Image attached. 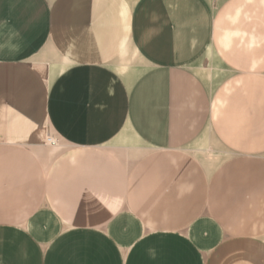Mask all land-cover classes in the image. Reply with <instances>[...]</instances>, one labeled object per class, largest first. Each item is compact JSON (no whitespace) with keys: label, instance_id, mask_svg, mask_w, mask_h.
Listing matches in <instances>:
<instances>
[{"label":"crops","instance_id":"crops-1","mask_svg":"<svg viewBox=\"0 0 264 264\" xmlns=\"http://www.w3.org/2000/svg\"><path fill=\"white\" fill-rule=\"evenodd\" d=\"M0 264H264V0H0Z\"/></svg>","mask_w":264,"mask_h":264},{"label":"built area","instance_id":"built-area-1","mask_svg":"<svg viewBox=\"0 0 264 264\" xmlns=\"http://www.w3.org/2000/svg\"><path fill=\"white\" fill-rule=\"evenodd\" d=\"M47 142H48L49 145H54V141L51 138H48Z\"/></svg>","mask_w":264,"mask_h":264},{"label":"rangeland","instance_id":"rangeland-1","mask_svg":"<svg viewBox=\"0 0 264 264\" xmlns=\"http://www.w3.org/2000/svg\"><path fill=\"white\" fill-rule=\"evenodd\" d=\"M49 138V137H48ZM53 140V139H52Z\"/></svg>","mask_w":264,"mask_h":264}]
</instances>
